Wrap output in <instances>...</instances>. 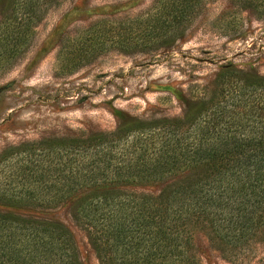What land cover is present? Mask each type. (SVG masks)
Listing matches in <instances>:
<instances>
[{
    "label": "trees",
    "instance_id": "trees-1",
    "mask_svg": "<svg viewBox=\"0 0 264 264\" xmlns=\"http://www.w3.org/2000/svg\"><path fill=\"white\" fill-rule=\"evenodd\" d=\"M57 1L8 0L0 33L11 40L2 52L21 49ZM201 2L164 0L169 21L150 40L175 34ZM162 181L155 195L131 190ZM0 201L33 208L69 203L99 264H201L196 229L230 261L246 259L264 243V75L224 67L188 98L181 116L133 118L111 131L3 148ZM0 264L80 261L62 225L0 213Z\"/></svg>",
    "mask_w": 264,
    "mask_h": 264
},
{
    "label": "rangeland",
    "instance_id": "rangeland-1",
    "mask_svg": "<svg viewBox=\"0 0 264 264\" xmlns=\"http://www.w3.org/2000/svg\"><path fill=\"white\" fill-rule=\"evenodd\" d=\"M8 0H0L1 13ZM164 0H58L14 53L0 33V151L51 137L111 131L133 118L181 116L187 100L210 86L224 67L264 75V0H202L175 34L150 40L168 20ZM165 37V35H164ZM164 181L132 186L157 194ZM130 189V188H129ZM0 213L60 224L71 234L80 264H99L69 203L16 207ZM201 264H264V243L230 261L196 229Z\"/></svg>",
    "mask_w": 264,
    "mask_h": 264
}]
</instances>
